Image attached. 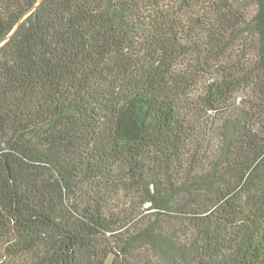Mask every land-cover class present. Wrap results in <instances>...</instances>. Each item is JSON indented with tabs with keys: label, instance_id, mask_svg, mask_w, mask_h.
<instances>
[{
	"label": "trees",
	"instance_id": "trees-1",
	"mask_svg": "<svg viewBox=\"0 0 264 264\" xmlns=\"http://www.w3.org/2000/svg\"><path fill=\"white\" fill-rule=\"evenodd\" d=\"M0 264H264V0H43L0 48Z\"/></svg>",
	"mask_w": 264,
	"mask_h": 264
},
{
	"label": "water",
	"instance_id": "water-1",
	"mask_svg": "<svg viewBox=\"0 0 264 264\" xmlns=\"http://www.w3.org/2000/svg\"><path fill=\"white\" fill-rule=\"evenodd\" d=\"M43 0H37L34 7H32V9L30 11H28L23 17H21L15 24L14 28L12 29V31L4 38L3 41L0 42V48L2 47V45L4 43H6L10 37L16 32V30L18 29V27L22 24V22L25 20V18L36 8L39 6V4H41Z\"/></svg>",
	"mask_w": 264,
	"mask_h": 264
}]
</instances>
